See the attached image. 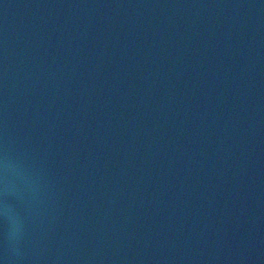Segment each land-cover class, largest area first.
<instances>
[{"label":"water","instance_id":"obj_1","mask_svg":"<svg viewBox=\"0 0 264 264\" xmlns=\"http://www.w3.org/2000/svg\"><path fill=\"white\" fill-rule=\"evenodd\" d=\"M0 264H264V0H0Z\"/></svg>","mask_w":264,"mask_h":264}]
</instances>
